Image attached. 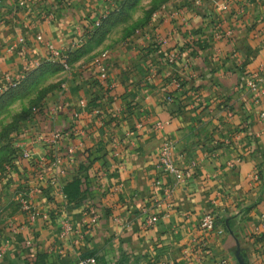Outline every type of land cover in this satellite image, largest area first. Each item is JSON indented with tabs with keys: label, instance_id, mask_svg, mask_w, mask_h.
Instances as JSON below:
<instances>
[{
	"label": "crops",
	"instance_id": "crops-1",
	"mask_svg": "<svg viewBox=\"0 0 264 264\" xmlns=\"http://www.w3.org/2000/svg\"><path fill=\"white\" fill-rule=\"evenodd\" d=\"M127 1L0 0V78L48 58L47 43L64 60L83 42L68 57L56 109L35 115L23 139L29 157L14 158L0 178V264H74L88 255L96 264H257L264 94L253 96L247 81L264 75V0H166L141 34L123 47L108 36L98 53L85 36L91 22ZM56 130L55 142L34 139ZM165 140L185 173L177 184L158 166ZM23 194L40 214L35 222L21 209ZM208 210L215 227L203 233ZM150 214L158 220L146 226Z\"/></svg>",
	"mask_w": 264,
	"mask_h": 264
},
{
	"label": "rangeland",
	"instance_id": "rangeland-1",
	"mask_svg": "<svg viewBox=\"0 0 264 264\" xmlns=\"http://www.w3.org/2000/svg\"><path fill=\"white\" fill-rule=\"evenodd\" d=\"M164 1L166 0H161L158 4L148 8L137 5L140 0H136L132 6L121 5L112 8L109 12L115 11L116 16L103 17V23L96 29L90 47L97 49L107 42L108 36H111L107 42L110 46L121 44L123 47L126 38L143 23L148 12ZM138 14L143 18L135 17ZM119 51L125 55L131 54L129 48ZM97 52L104 54L105 50L97 49ZM48 59L42 57L37 64L34 63L16 73L13 77L15 85L0 94V173L7 163L13 164L14 158L21 157L17 144L29 137L31 131L34 130L35 115L44 109L47 111L56 109V106H53L56 103L54 99L58 97L57 89L62 88L65 69L60 64L49 62ZM257 264H264V257Z\"/></svg>",
	"mask_w": 264,
	"mask_h": 264
},
{
	"label": "built area",
	"instance_id": "built-area-1",
	"mask_svg": "<svg viewBox=\"0 0 264 264\" xmlns=\"http://www.w3.org/2000/svg\"><path fill=\"white\" fill-rule=\"evenodd\" d=\"M193 3L195 5H200L202 3L203 0H192ZM156 11H153L152 16L155 17L157 14L155 13ZM99 24V18H95L93 19V21L91 22V28L97 26ZM134 34L139 35L141 34V31L139 29L135 30ZM38 38L40 39L41 36H38ZM81 39L77 40L74 42L73 44V48L76 49L81 45ZM20 44L24 43V37H20L19 39ZM46 48L47 50L50 52V56L48 57L51 60H56L59 59V57L61 56V52L56 49L52 44L47 43L46 44ZM96 62H98V68H99V79L100 80H104V78H106V69L105 66L102 63V60L97 59ZM62 66L63 69L65 70H69V65L66 62L62 61ZM2 78H0V94L3 93L4 91H6L10 86L15 85V81L13 78L8 77V76H2ZM248 84V88L250 90V92L252 93L253 96H260L261 94H264V75L263 76H252L251 78L248 79L247 81ZM79 105L80 106H86V102L85 100H80L79 101ZM161 122L158 121L155 123L156 127H161ZM61 134L60 131H52L47 137H40V136H34V139H42L48 142H55L57 140H59ZM25 143L22 141H20L17 144V150L20 152V156L21 157H29V153L28 150L25 148ZM73 147H68L67 151L69 153L73 152ZM172 151H173V144L171 141L169 140H165L163 141L162 145L160 146L159 149V153H158V166L159 169L167 174V175H171L174 177L175 179V183H179L184 179L185 173L178 168L174 162H173V157H172ZM13 168V164L12 163H7L4 167H3V171L2 173H0V178L5 176V175H9L12 171ZM153 185L157 188H159L162 183L160 179H156L153 183ZM173 189V187H172ZM171 188H167L166 189V193L167 195H170L171 193ZM20 205H21V209L23 211H25L28 215V218L31 222H35L36 219L39 217V213L36 210L35 206L32 204L31 201V196L30 195H26L23 194L20 197ZM264 217V216H263ZM158 220V216L157 214H150L145 221V225L146 226H151L154 223H156ZM215 221H216V214L214 213V211L212 210H208L201 218L200 221V230L203 233H209L211 232L214 227H215ZM67 230V227L65 228V231ZM198 246L200 247H207V244L204 240H201L198 243ZM226 261L224 259L219 260L217 262H214V264H225ZM74 264H96V259L94 256L92 255H88L85 257H81L79 258ZM167 264H176L175 262H170Z\"/></svg>",
	"mask_w": 264,
	"mask_h": 264
},
{
	"label": "trees",
	"instance_id": "trees-1",
	"mask_svg": "<svg viewBox=\"0 0 264 264\" xmlns=\"http://www.w3.org/2000/svg\"><path fill=\"white\" fill-rule=\"evenodd\" d=\"M135 1H136V0H128L126 3H124V4H122V5H123L124 7L132 6V5L134 4ZM157 8H158V7H155V8H153L151 11L148 12L147 19H149V17L152 15L153 11H155ZM115 16H116V12H115V11L112 12L110 16H103V15L99 16V17H98V18H99V24H98L97 26H95L93 29L91 28V29L87 30V32H86V34H85V36L88 37L87 39L92 40V39L94 38V33H95L96 29L99 28V26L103 23V20H104L103 17H115ZM82 45H83V44H81L78 48L74 49L73 51H70V53H68L67 57H64V58H63L64 60H61V59H56V60L48 59V60H49V62H51V63H57V64H60L61 67H63V66H62V61H63V62H66V63H69V58H68L69 55L72 54L73 52L79 50V49L82 47ZM4 92H5V91H4ZM1 94H2V93H1Z\"/></svg>",
	"mask_w": 264,
	"mask_h": 264
}]
</instances>
